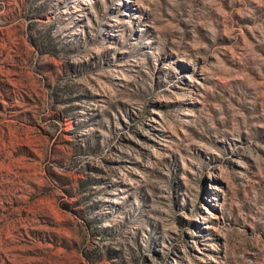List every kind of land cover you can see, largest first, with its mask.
<instances>
[{
  "label": "rangeland",
  "instance_id": "374dc122",
  "mask_svg": "<svg viewBox=\"0 0 264 264\" xmlns=\"http://www.w3.org/2000/svg\"><path fill=\"white\" fill-rule=\"evenodd\" d=\"M0 51V264H264V0H0Z\"/></svg>",
  "mask_w": 264,
  "mask_h": 264
},
{
  "label": "bare ground",
  "instance_id": "6f19581e",
  "mask_svg": "<svg viewBox=\"0 0 264 264\" xmlns=\"http://www.w3.org/2000/svg\"><path fill=\"white\" fill-rule=\"evenodd\" d=\"M8 59V54L4 51H0V64H3ZM10 164L7 162V158L4 152V148H0V188L8 191L10 194L17 190L18 183L15 181V177L9 172L4 164ZM11 216V213H9Z\"/></svg>",
  "mask_w": 264,
  "mask_h": 264
}]
</instances>
